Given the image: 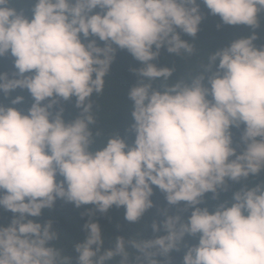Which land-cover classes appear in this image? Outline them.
Listing matches in <instances>:
<instances>
[{
	"label": "clouds",
	"instance_id": "clouds-1",
	"mask_svg": "<svg viewBox=\"0 0 264 264\" xmlns=\"http://www.w3.org/2000/svg\"><path fill=\"white\" fill-rule=\"evenodd\" d=\"M20 2L0 0V57L10 54L16 69L0 72V92L7 98L27 89L34 102L27 114L12 106L23 96L0 102V208L14 214L0 226V264H73L53 243L60 235L52 221L28 217L41 216L60 198L77 208L94 205L101 214L124 207L125 219L138 223L153 207V185L169 205L185 202L191 215L185 220L165 210L162 225H151L164 235L118 236L105 249L90 210L86 237L74 244L75 264L116 257L129 264L126 245L139 252L136 264H172L169 254L186 236L198 243L187 247L183 264H264V180L241 187L212 211L199 207L207 193L218 199L229 181L264 171V46L254 44L255 31L208 54L195 74L169 82L177 67L154 61L162 48L182 58L196 52L180 33L197 35L204 19L197 0H35L31 18L14 6ZM202 2L224 25L256 29L264 12V0ZM117 49L142 65L132 69L138 81L127 93L135 140L129 145L114 132L94 148L101 132L93 131L91 97L104 92ZM73 97L80 113L65 122L62 107L52 110ZM241 125L238 153L231 129Z\"/></svg>",
	"mask_w": 264,
	"mask_h": 264
},
{
	"label": "trees",
	"instance_id": "trees-1",
	"mask_svg": "<svg viewBox=\"0 0 264 264\" xmlns=\"http://www.w3.org/2000/svg\"><path fill=\"white\" fill-rule=\"evenodd\" d=\"M197 2L204 16V19L199 25L197 35L190 37L182 32L180 33L182 39L196 46V52L192 56L182 58L174 53H168L166 48H162L160 50V56L154 61L158 67H171L172 65L177 67V70L170 77L169 82H175L188 73L195 74L200 70L201 64L207 63L208 54L215 53L217 50L229 46L236 39L251 35L253 31L257 35L254 44L257 47L264 46V12L258 14L260 26L256 29H252L247 25H224L219 16H213L209 12L202 0H197ZM34 3L35 0H21L20 3L14 6L18 10L24 8V14L31 18ZM94 11L98 12L100 10L97 8ZM217 25H220V27L218 28ZM89 39H95L101 47L104 44L98 37H90ZM83 42L87 43L88 41L83 40ZM141 66V63L135 60L127 50L117 49L115 60L110 67L108 75L105 77L104 92L100 96L93 94L91 97L94 102V112L97 115V124L93 127V131L99 130L101 132V135L96 137V142L93 145L94 148L102 147L107 137L114 134V132L123 137L129 145L133 144L135 133L129 130L130 126L134 123L131 115L133 102L129 99L127 93L138 81V77L132 69ZM15 71L14 57L10 54L0 57V72H8L11 75ZM153 83L154 87L160 85V81ZM205 84H207V79H205ZM18 95L24 97L23 101L12 106L27 114V110L34 102L27 89L17 88L7 98L0 92V102L10 104V100ZM44 103H47V101ZM61 107L64 109L63 118L65 122L74 120L80 113V109L75 106V97L68 101L60 100L59 104L54 106L52 111L55 112ZM243 129L244 125H241L239 129L235 127L231 129L233 147L237 148L238 153L244 147L240 140ZM62 179L63 177L57 175V181ZM261 180H264V171L257 176H250L247 180H242L239 183L229 181L228 190L221 191L218 199H212V194L207 193L203 198L204 202L199 207H208L212 211L220 203L225 201L230 203L233 193L241 187L254 186ZM152 187L153 195L151 199L153 201V207L144 213L138 223H131L125 219L124 207L117 208L113 206L106 213L101 214L95 211L94 205H82L77 208L73 203L60 198L55 201L51 209H43L41 216L28 218L42 224L51 220L54 230L60 235L59 240L53 242L54 245L60 248L65 255L72 257L73 264H75V258L78 254L74 250V244L83 241L86 237L83 225L90 219L88 215L90 210L95 212V215L91 216V219L98 222L101 227L105 249L114 247L118 236H122L125 240H139L164 235L165 233L162 228L160 232L154 233L151 225L154 221L162 225V221L165 219L162 213L165 210L168 215L179 214L185 220L191 215L193 209L191 207L186 208L185 202H181L178 205H169L165 199V194L158 187L154 185ZM13 215L12 212L0 208V226H8ZM197 243L198 237L194 239L186 236L180 246V250H173L169 254L172 264H183V257L187 252V247ZM126 250L129 253V264H136V257L140 255L139 252L131 247V245H126ZM156 259L160 261L165 260L164 257L159 256ZM119 261L120 257H116L109 264H119Z\"/></svg>",
	"mask_w": 264,
	"mask_h": 264
}]
</instances>
